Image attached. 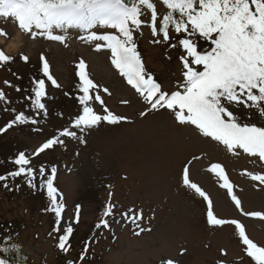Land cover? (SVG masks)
Segmentation results:
<instances>
[{
  "label": "rangeland",
  "instance_id": "obj_1",
  "mask_svg": "<svg viewBox=\"0 0 264 264\" xmlns=\"http://www.w3.org/2000/svg\"><path fill=\"white\" fill-rule=\"evenodd\" d=\"M154 3L159 24L168 9L162 0ZM150 15V10L145 9L141 17L145 24L135 33L137 50L146 71L164 90L175 91L177 83L183 82L179 59L183 51L170 45L179 38L171 33L169 43H153L162 37L152 36L148 26ZM0 29L6 33L0 35V50L13 58L0 66V88L12 102L7 105L0 102V128L19 112L38 120L34 125L23 124L22 130L18 129L21 125H16L0 134V158L11 161L19 152H25L45 166L47 176L55 166L57 201L64 205L61 231L56 232L55 214L45 210L50 201L45 190L41 191L37 185L39 182L35 189L26 181L8 182L7 188L0 189V243L5 239L1 234L14 233L10 244L20 247L26 264H166L168 260L173 264H254L244 251L235 225L213 226L207 222V202L184 186L183 169L188 167L190 180L210 197L218 218L239 221L248 237L264 246V219L245 215L264 213V185L247 174H264V160L240 149L236 154L229 152L222 144L203 137L194 126L179 125L167 109L141 116L148 106L111 64L110 50L96 51V43L103 42L79 39L86 33L78 29L64 33L57 30L56 34L67 37L64 43L43 36L33 38L10 19L0 18ZM93 31L116 32L101 26ZM206 47L200 45L201 49ZM23 56L28 57L27 62ZM42 56L48 60L59 88L43 76ZM81 59L87 64L89 77L99 85L104 101L102 106L93 99L91 106L101 115L105 114L106 106L127 117V121L118 125L102 122L83 133L76 130L77 139L61 137L64 145L32 156L82 113L76 98L82 94L77 75ZM39 79L46 83L48 95L43 101L46 117L43 114L35 117L31 101L26 99L33 94V81ZM6 80L13 87L5 85ZM15 86L21 91H16ZM103 88H108L111 95L104 93ZM232 110L242 123L264 127V117L256 109L241 106ZM214 163L223 166L243 212L236 207L228 190L220 186L222 181L209 171ZM109 204L114 207L112 215L106 217ZM77 205L81 206L79 223L74 222ZM130 210L137 214L142 210L143 219L136 223L126 219L124 213L129 217L133 214ZM102 219L108 220L109 228L95 227ZM70 222L74 232L68 242L70 248L66 245L67 251H63L57 246L58 238ZM2 223L7 224L6 228L3 229ZM140 228L145 231L136 235Z\"/></svg>",
  "mask_w": 264,
  "mask_h": 264
},
{
  "label": "snow or ice",
  "instance_id": "obj_2",
  "mask_svg": "<svg viewBox=\"0 0 264 264\" xmlns=\"http://www.w3.org/2000/svg\"><path fill=\"white\" fill-rule=\"evenodd\" d=\"M168 9L167 13L158 21V12L153 0H0V18L10 19L17 24L19 29L29 33L33 38L43 36L50 41L64 43L67 37L61 33L71 29H78L86 35L79 39L89 43H96L95 50L106 48L111 52V64L143 99L148 106L147 111H142L141 116L149 112L167 109L173 113L179 125L194 126L198 132L212 141L222 144L229 152L236 154L237 149H242L250 156H258L264 160V127L255 124L242 123L233 108L243 107L256 109L264 117V0H162ZM145 9L150 10V27L152 36L162 37L154 39L153 43H169L170 30L177 37V43L170 47H180L183 55L179 57L183 68V82H178L175 91H166L149 74L137 50L135 33L141 29L145 21ZM97 26L115 29V33H97L93 31ZM0 35H6L0 29ZM208 43V48L201 49L199 41ZM13 58L0 50V66ZM22 59L27 62L28 57ZM42 60V73L52 86L59 88L60 84L50 73V65L45 57ZM79 77V92L76 98L82 106V113L76 116L70 127L60 130L57 135L44 142L32 156H38L46 150L54 149L57 145H64L61 137L78 138L76 130L83 133L86 130L98 127L102 122L109 125H118L127 121V117L117 115L104 106L105 114H98L91 106L95 99L100 105L104 101L99 94V85L89 77L87 64L81 59L77 65ZM8 87H13L11 82L4 81ZM32 95L26 97L31 101L35 117L41 114L47 116V107L43 102L47 97L44 79L34 80ZM16 91H21L15 86ZM96 90V91H94ZM103 92L111 95L108 88ZM0 102L11 104L6 93L0 88ZM128 103V101H123ZM16 112L15 109H9ZM63 115L62 113L60 114ZM37 124L38 120L30 117L25 112L16 113L0 134L8 129L23 124ZM75 129V130H73ZM82 143H86L81 139ZM15 170L5 175H0V182L5 188L7 181L17 177H24L28 186L36 188L34 181L37 179V169L31 167L32 157L25 152H19L11 160ZM39 175H46V168L39 167ZM210 172L222 181L221 187L228 190L238 209L243 212L241 201L233 193L231 184L223 166L214 163ZM50 176L42 182L41 188L46 189L50 201L49 208L55 214L56 227L54 231L60 232L61 214L64 205L57 201L58 189L54 187L53 180L57 168L52 166ZM254 181L264 185V174L247 173ZM183 184L193 190L207 202V222L213 226L233 224L239 231V237L245 246L246 255L254 264H264V246H259L248 237L245 227L236 220L218 218L213 211V203L207 193L189 178V169H183ZM62 199V196H61ZM114 205L109 204L104 215H112ZM80 205L76 206L75 223H79ZM126 219L133 223L143 219L142 210ZM245 215L264 219V213L253 212ZM97 229L109 228L107 219H102L95 225ZM139 227V224H137ZM145 231L140 228L136 235ZM151 231V229H148ZM74 228L68 223L63 229V234L58 238V248L67 251V247ZM5 240H10L6 237ZM67 245V247H66ZM88 251L85 244L84 252ZM20 253L18 245L0 243V264H19L17 259ZM15 254V255H14ZM84 259L83 254L80 257ZM71 264V262H70ZM166 264H173L168 260Z\"/></svg>",
  "mask_w": 264,
  "mask_h": 264
},
{
  "label": "trees",
  "instance_id": "obj_3",
  "mask_svg": "<svg viewBox=\"0 0 264 264\" xmlns=\"http://www.w3.org/2000/svg\"><path fill=\"white\" fill-rule=\"evenodd\" d=\"M153 1H155V0H153ZM171 33H173L174 34V38L176 37V38H181V37H177V35L173 32V31H171L170 30V34ZM202 43V44H201ZM200 45H207V47L206 48H208V43H206V42H204V41H202V40H200L199 41V47H200ZM180 48V47H179ZM181 49V48H180ZM79 84H80V81H79ZM79 88V87H78ZM9 122V120L6 122V124ZM30 124V123H29ZM28 125V124H27ZM25 126H26V124H25ZM29 126V125H28ZM15 127V126H14ZM17 127V126H16ZM22 128H23V125H21V126H19L18 127V129H20V130H22ZM29 128V127H28ZM33 129V128H32ZM19 130V131H20ZM27 131H30V129L29 130H27ZM12 160V159H11ZM41 166V164L39 163V161H38V159L37 158H32V163H31V167H33V168H35V169H37V179L34 181V183L36 184L37 182H39L37 185L39 186V188L41 189V191H44L45 190V192H46V189H42L41 188V184H42V182L43 181H45L49 176H47V175H45L43 178H41L40 177V175H39V167ZM44 166V165H43ZM15 165H13L12 163H11V161H10V159L8 160L7 158L6 159H4L3 157H1L0 158V175H5V174H7L8 172H10V171H13V170H15ZM45 167V166H44ZM10 181H13L14 183H18V181H22V182H24V181H26L25 180V178L24 177H17V178H15V179H10L9 181H7V183L8 182H10ZM53 184L55 185V183H54V180H53ZM55 187V186H54ZM2 188H5L4 186H3V182H0V189H2ZM2 226H3V229L4 228H6V226L5 225H7V224H1ZM5 231H6V229H5ZM2 233H4V232H2ZM1 236H3V237H10V240H3V242L2 243H7V244H9V245H12V244H10V241H11V239H13L14 238V233L13 234H1ZM70 248V247H69ZM15 255V254H14ZM17 259H18V261H19V264H26L25 263V260L23 259V257L20 255V253L18 254V257H17Z\"/></svg>",
  "mask_w": 264,
  "mask_h": 264
}]
</instances>
